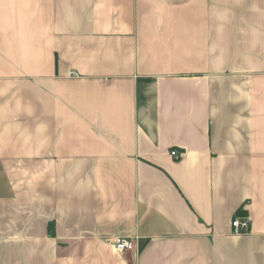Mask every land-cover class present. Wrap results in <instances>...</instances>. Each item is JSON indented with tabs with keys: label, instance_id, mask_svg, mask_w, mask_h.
<instances>
[{
	"label": "crops",
	"instance_id": "1",
	"mask_svg": "<svg viewBox=\"0 0 264 264\" xmlns=\"http://www.w3.org/2000/svg\"><path fill=\"white\" fill-rule=\"evenodd\" d=\"M0 264H264V0H0Z\"/></svg>",
	"mask_w": 264,
	"mask_h": 264
},
{
	"label": "built area",
	"instance_id": "2",
	"mask_svg": "<svg viewBox=\"0 0 264 264\" xmlns=\"http://www.w3.org/2000/svg\"><path fill=\"white\" fill-rule=\"evenodd\" d=\"M173 157L178 158V153L176 151H173L172 153ZM250 223L248 219H235L233 221V228H234V234L241 235L246 234L249 231ZM113 245L115 250L120 253H132L136 252L137 250V239L133 238H119L113 241Z\"/></svg>",
	"mask_w": 264,
	"mask_h": 264
},
{
	"label": "trees",
	"instance_id": "3",
	"mask_svg": "<svg viewBox=\"0 0 264 264\" xmlns=\"http://www.w3.org/2000/svg\"><path fill=\"white\" fill-rule=\"evenodd\" d=\"M240 215H241V214H240ZM236 216H238V217H239V211L237 212Z\"/></svg>",
	"mask_w": 264,
	"mask_h": 264
}]
</instances>
